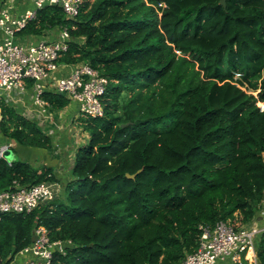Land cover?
Here are the masks:
<instances>
[{
  "label": "trees",
  "instance_id": "16d2710c",
  "mask_svg": "<svg viewBox=\"0 0 264 264\" xmlns=\"http://www.w3.org/2000/svg\"><path fill=\"white\" fill-rule=\"evenodd\" d=\"M62 27L71 40L59 62L107 79L103 114L75 118L88 140L58 196L1 214L0 264L37 226L65 244L49 264H178L197 249L200 224L252 223L264 206V0H82L75 18L47 5L17 34ZM41 98L51 110L69 103ZM0 132L53 147L4 99ZM14 155L0 157V191L57 181L51 166ZM254 250L264 264V230Z\"/></svg>",
  "mask_w": 264,
  "mask_h": 264
},
{
  "label": "built area",
  "instance_id": "2783aa9c",
  "mask_svg": "<svg viewBox=\"0 0 264 264\" xmlns=\"http://www.w3.org/2000/svg\"><path fill=\"white\" fill-rule=\"evenodd\" d=\"M31 8L19 15L0 7V90L24 93L33 92L34 115L46 117L48 103L41 98L45 90L64 94L69 101L78 103L79 115L92 117L103 114L101 96L105 92L107 79L87 63L71 64L70 70L60 73L66 63L59 58L66 52L71 36L66 27L56 28L53 39L43 37L38 41L24 43L17 32L28 21L35 18L39 9L47 5H58L64 16L73 19L79 13L82 0H30ZM29 85L27 86V84ZM26 116L29 117L27 114ZM9 146H0V157ZM59 190L56 182L43 181L31 186L15 184L10 190L0 191V217L2 213H28L37 205L54 199ZM201 234L197 249L187 253L178 264H217L219 262L240 263L254 251V243L264 230L255 221L234 228L222 220L214 225L200 224ZM35 240L17 254L29 256L22 264H49L55 250L63 251L65 244L50 241L43 226L34 229ZM8 264H20L11 262ZM250 264V263H249Z\"/></svg>",
  "mask_w": 264,
  "mask_h": 264
},
{
  "label": "crops",
  "instance_id": "0c3cea01",
  "mask_svg": "<svg viewBox=\"0 0 264 264\" xmlns=\"http://www.w3.org/2000/svg\"><path fill=\"white\" fill-rule=\"evenodd\" d=\"M0 7L8 9L12 14L19 15L25 10L31 8V2L30 0H0ZM52 30L57 31L56 28ZM45 34L25 36L18 34L17 38L24 43H30L40 40L36 39L37 36H41L42 39ZM55 36L56 33H52L50 37L53 39ZM70 67L71 64L61 66L60 73L70 70ZM0 99H4L10 106H13L16 111L24 115L28 114L31 119L35 120L39 127L50 136L53 147L52 150H46L43 148L20 145L12 139L5 138L1 132L0 146H9L8 149H11V151H14L23 159L32 162L34 166H38L40 164L51 166L53 168V173L57 178V181L55 182L60 186V188H62L64 182L69 180V171L73 165L77 148L85 144L88 139V134L74 122L75 118L79 115L78 103L75 101H69L64 108L59 110L48 109L46 117H37V115L33 116V113L37 108L33 104L32 90H27L22 94L14 91L6 92L4 90H0ZM71 121L73 124V131L80 130L81 135L86 138L83 137V140H81L79 137L80 134L77 136L78 132H75L76 134L71 132V129L68 127ZM262 210H264V206L260 209V211H258L254 220H256L259 226H263L264 228V215H262ZM28 258L29 256L26 254H16L11 262L15 261L22 264L23 261ZM222 263L223 262H219L217 264Z\"/></svg>",
  "mask_w": 264,
  "mask_h": 264
},
{
  "label": "rangeland",
  "instance_id": "374dc122",
  "mask_svg": "<svg viewBox=\"0 0 264 264\" xmlns=\"http://www.w3.org/2000/svg\"><path fill=\"white\" fill-rule=\"evenodd\" d=\"M13 1V0H12ZM161 5V4H160ZM47 32V33H46ZM46 33V34H45ZM45 35L43 36V37H45V38H47V39H52L50 36L52 35V33H56L57 34V31H54V30H47V31H45ZM36 39H41V36H37L36 37ZM237 76V75H236ZM235 76V77H236ZM15 92V91H14ZM261 106L263 107L264 106V104L263 103H261ZM33 116H35L34 115V113H33ZM72 121L70 122V124L68 125V127L71 129V132H73L74 134H76L75 132H78V135L77 136H79V134H80V138H81V140H83V137H85V136H82L81 135V131L79 130V131H73L74 129H73V127H72ZM80 132V133H79ZM87 133V132H86ZM88 134V133H87ZM86 138V137H85ZM88 140V139H87ZM79 142H80V139H79ZM13 157H15V158H22L21 156H19L17 153H15V155L13 156ZM26 161H28V160H26ZM32 163V162H31ZM62 192V189L60 188V186H59V190H58V194H57V196L59 195V193H61ZM263 214L262 215H264V210H262L261 211ZM253 221H256V220H253ZM252 221V222H253ZM261 228H263V226H261ZM258 237V236H257ZM248 258H250V261H249V263L250 264H258V262H257V260H256V253H255V250L254 251H252V250H249L248 251ZM225 263H227V262H225Z\"/></svg>",
  "mask_w": 264,
  "mask_h": 264
},
{
  "label": "water",
  "instance_id": "95a60500",
  "mask_svg": "<svg viewBox=\"0 0 264 264\" xmlns=\"http://www.w3.org/2000/svg\"><path fill=\"white\" fill-rule=\"evenodd\" d=\"M225 1L226 0H219V4L220 5H222L223 7H225ZM12 155V151H11V149H7V150H5L4 152H3V157L4 158H9L10 156ZM140 170H138L136 173H138ZM136 173H134V174H129V173H126L125 175H126V177H128V178H134L135 177V175H136ZM263 199H264V196H263ZM35 240V235H33L32 237H31V241L33 242Z\"/></svg>",
  "mask_w": 264,
  "mask_h": 264
}]
</instances>
